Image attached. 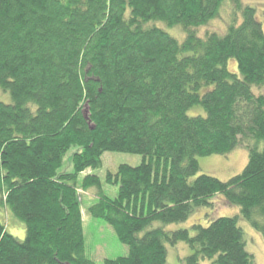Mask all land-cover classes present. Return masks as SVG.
I'll use <instances>...</instances> for the list:
<instances>
[{
  "label": "trees",
  "instance_id": "trees-1",
  "mask_svg": "<svg viewBox=\"0 0 264 264\" xmlns=\"http://www.w3.org/2000/svg\"><path fill=\"white\" fill-rule=\"evenodd\" d=\"M225 6V29L201 35ZM262 21L244 0H0V264H97L79 191L95 187L91 216L128 247L104 264H166L181 242L179 264H256L239 219L264 239ZM238 147L239 174L201 173L199 156ZM105 152L143 156L108 172L115 198L97 175L78 185ZM215 197L240 216H212ZM203 208L206 225L168 229Z\"/></svg>",
  "mask_w": 264,
  "mask_h": 264
},
{
  "label": "rangeland",
  "instance_id": "rangeland-1",
  "mask_svg": "<svg viewBox=\"0 0 264 264\" xmlns=\"http://www.w3.org/2000/svg\"><path fill=\"white\" fill-rule=\"evenodd\" d=\"M245 3L251 4L257 7L259 10V17L264 23V0H244ZM228 6H225L222 10L221 16L206 26H202L198 31L202 35L207 31H221L225 29V19H230L231 12L227 10ZM158 25L163 26L161 23ZM224 32V31H223ZM174 33L181 37V32L177 29ZM231 69H235L236 64L231 62ZM257 93H264V85L256 90ZM7 99V98H6ZM2 100V99H1ZM4 101V100H2ZM6 102V101H4ZM8 103V102H7ZM193 113V111H192ZM77 148L73 147L67 153L64 164L59 170L60 172H72V155L76 152ZM249 153L244 147H238L227 155H211V156H199L198 160L201 165V173H208L220 180L227 181L231 177L239 174L248 162ZM103 165L98 169H89L86 173H82L78 177L79 187L82 185L84 178L87 174L91 173L97 175L101 179L103 192L111 198L118 196L119 187L117 185L109 184L106 180L108 172L115 173L121 164H129L132 166L140 165L143 161V156L138 154H129L121 152H105L102 156ZM82 200V213L84 220V231L86 238L87 254L90 258L95 260L97 264H104V260L115 259L120 256H126L128 254V247L120 242L114 229L107 224L104 220L94 218L91 216L88 208L97 202L98 189L90 188L88 191L80 189ZM212 216H240V209L238 206H227L223 199L219 197L214 198ZM211 209L203 208L197 212L189 221L171 224L169 230H177L181 228H187L195 221H203L206 225L208 216L205 213ZM3 216L7 214V210L2 208ZM206 218V219H205ZM7 226V230L19 238L25 239V226L20 222L12 213H8L3 220ZM239 224L245 232L247 239V250L255 255L256 264H264V239L261 234L258 233L246 220L240 217ZM186 251V252H185ZM168 258L166 264H179V256L185 257L190 254V250H187L185 243L181 242L177 245L169 246ZM201 264H210V261L202 260Z\"/></svg>",
  "mask_w": 264,
  "mask_h": 264
}]
</instances>
